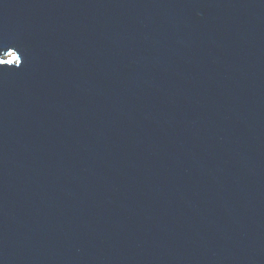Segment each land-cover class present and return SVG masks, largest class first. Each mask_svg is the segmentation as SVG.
<instances>
[{"label": "water", "instance_id": "water-1", "mask_svg": "<svg viewBox=\"0 0 264 264\" xmlns=\"http://www.w3.org/2000/svg\"><path fill=\"white\" fill-rule=\"evenodd\" d=\"M0 264H264V0H0Z\"/></svg>", "mask_w": 264, "mask_h": 264}, {"label": "snow or ice", "instance_id": "snow-or-ice-1", "mask_svg": "<svg viewBox=\"0 0 264 264\" xmlns=\"http://www.w3.org/2000/svg\"><path fill=\"white\" fill-rule=\"evenodd\" d=\"M16 60H21V58L19 56H16L15 54H13L12 55V58L10 60L0 61V65H10V64H14V62Z\"/></svg>", "mask_w": 264, "mask_h": 264}]
</instances>
